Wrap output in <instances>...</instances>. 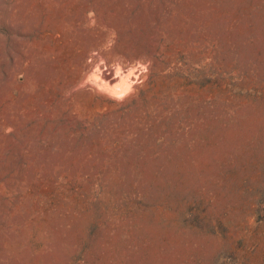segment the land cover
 <instances>
[{"label": "rangeland", "instance_id": "rangeland-1", "mask_svg": "<svg viewBox=\"0 0 264 264\" xmlns=\"http://www.w3.org/2000/svg\"><path fill=\"white\" fill-rule=\"evenodd\" d=\"M0 264H264V0H0Z\"/></svg>", "mask_w": 264, "mask_h": 264}, {"label": "bare ground", "instance_id": "bare-ground-1", "mask_svg": "<svg viewBox=\"0 0 264 264\" xmlns=\"http://www.w3.org/2000/svg\"><path fill=\"white\" fill-rule=\"evenodd\" d=\"M108 71H109V70H108ZM105 74H108V73L106 72ZM109 75L111 76L110 72H109ZM103 76H104V73H103ZM110 76H109L108 78H110ZM126 76H127V75H126ZM116 77H117V75H116ZM118 77H119V76H118ZM118 77H117V80H118ZM108 78H107V75H106V78L104 77V80H106L107 82H109V81H111V80L113 79V78H112L111 80L109 79V81H108ZM136 78H137V77H136ZM102 79H103V78H102ZM124 79H127V77L124 78ZM99 80H100V79H99ZM117 80H116V81H117ZM127 80H128V79H127ZM119 81H120V82H119V86L121 87V85H120V83L122 82V81H121V78L119 79ZM109 83H110V86H111V83H112V82H109ZM122 83H123V82H122ZM129 83H130V82H129ZM106 84H107V83H106ZM123 84H124V83H123ZM114 85H115V84H114ZM114 85H113V86H114ZM110 86H109V87H110ZM117 86H118V85H117ZM117 86H116V89H117ZM128 86H130V85H128ZM121 88L123 89V85H122ZM126 88H127V87H126ZM126 90H127V89H126ZM118 91H119V90H118ZM122 91H123V90H122ZM115 92H117V91H115ZM119 92H120V91H119ZM123 92H124V91H123ZM122 99H123V98H122Z\"/></svg>", "mask_w": 264, "mask_h": 264}]
</instances>
